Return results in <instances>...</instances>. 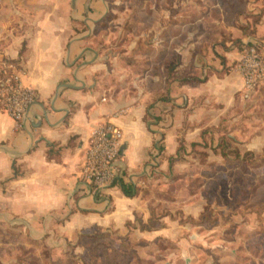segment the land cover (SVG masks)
Returning <instances> with one entry per match:
<instances>
[{
  "label": "crops",
  "instance_id": "1",
  "mask_svg": "<svg viewBox=\"0 0 264 264\" xmlns=\"http://www.w3.org/2000/svg\"><path fill=\"white\" fill-rule=\"evenodd\" d=\"M38 8L48 12L30 20H18L15 12L0 19V82L11 60L22 82L36 91L21 121L0 107V220L27 219L33 235L48 239H71L90 228L128 232V226L132 234L151 240L179 235L181 224L165 213L156 226L141 225L149 222L158 198L144 196L138 186L152 171L153 157L159 159L160 179L170 170L178 176L191 172L194 167L179 156L181 142L199 140L239 101L245 86L237 66L241 46L258 37L236 31L233 36L239 39L220 46L222 59L213 58L214 52L182 51L170 93L158 99L159 116L152 121L146 118L148 103L127 101L124 89L105 80L111 70L90 34L106 11L105 0L64 3V18L51 16L56 10L52 3ZM201 70L204 78L191 77ZM185 73L188 78L181 79ZM107 120L122 129L125 146L118 179L94 195L82 168L93 128ZM121 180L135 185L134 195L123 191ZM180 196L170 206L200 215L204 201L197 192Z\"/></svg>",
  "mask_w": 264,
  "mask_h": 264
},
{
  "label": "rangeland",
  "instance_id": "2",
  "mask_svg": "<svg viewBox=\"0 0 264 264\" xmlns=\"http://www.w3.org/2000/svg\"><path fill=\"white\" fill-rule=\"evenodd\" d=\"M68 2L0 0V19L14 12L18 20L42 17L48 10L38 6L45 3L56 8L51 16L64 18L66 11L60 9ZM105 3L104 15L90 31L92 45L111 70L105 80L124 89L127 101L148 103V120L159 116L155 106L170 93L168 84L182 51L214 52L213 58L222 59L220 46L239 39L233 36L238 31L258 37L241 46L240 59L251 45L264 55V0ZM14 5L18 9H12ZM204 76V70L191 74L195 80ZM181 77L188 78V73ZM243 80L239 101L227 115L191 145L181 142L179 156L194 167L191 172L178 176L170 170L160 179L159 159L153 157L152 171L138 186L144 196L158 198L149 222L141 225L159 224L165 213L181 224L179 235L151 240L132 234L128 226V232L90 228L71 239H48L33 235L27 219H1L0 264H264V79L253 87ZM178 192L181 198L200 195V215H187L178 204L170 206Z\"/></svg>",
  "mask_w": 264,
  "mask_h": 264
},
{
  "label": "built area",
  "instance_id": "3",
  "mask_svg": "<svg viewBox=\"0 0 264 264\" xmlns=\"http://www.w3.org/2000/svg\"><path fill=\"white\" fill-rule=\"evenodd\" d=\"M237 66L249 87H253L258 79H264V55L255 45L245 49ZM7 67L8 73L1 82V107L16 121H21L36 100V91L22 82L20 69L13 61ZM122 142V129L111 120L93 128L82 168V176L92 194H102L104 187L118 179Z\"/></svg>",
  "mask_w": 264,
  "mask_h": 264
},
{
  "label": "trees",
  "instance_id": "4",
  "mask_svg": "<svg viewBox=\"0 0 264 264\" xmlns=\"http://www.w3.org/2000/svg\"><path fill=\"white\" fill-rule=\"evenodd\" d=\"M158 148L159 149H162V146L159 145ZM120 185H121L123 191L127 195H130L131 196V195H134L135 194L136 190H135V185L133 183H127V182L121 180ZM156 225L157 224H153V225H149V226L148 225H144L143 227H149L150 228V227H153V226H156Z\"/></svg>",
  "mask_w": 264,
  "mask_h": 264
},
{
  "label": "water",
  "instance_id": "5",
  "mask_svg": "<svg viewBox=\"0 0 264 264\" xmlns=\"http://www.w3.org/2000/svg\"><path fill=\"white\" fill-rule=\"evenodd\" d=\"M124 146H125V143L122 145V147H121V152H122V150L124 149Z\"/></svg>",
  "mask_w": 264,
  "mask_h": 264
}]
</instances>
